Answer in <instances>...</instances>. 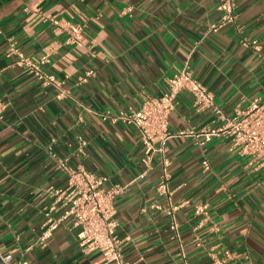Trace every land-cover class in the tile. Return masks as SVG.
I'll use <instances>...</instances> for the list:
<instances>
[{
    "label": "crops",
    "instance_id": "crops-1",
    "mask_svg": "<svg viewBox=\"0 0 264 264\" xmlns=\"http://www.w3.org/2000/svg\"><path fill=\"white\" fill-rule=\"evenodd\" d=\"M218 2L0 0V264L8 254L13 263L105 264L79 249L80 230L69 222L45 247L37 243L46 213L61 212L51 211L49 195L66 185L60 160L120 188L125 264H264V170L231 149L229 137L200 135L224 122L190 93L175 97L164 196L161 156L141 178L138 133L115 118L160 97L181 70L227 118L264 98V0H234L232 23ZM37 61L52 82L31 70Z\"/></svg>",
    "mask_w": 264,
    "mask_h": 264
},
{
    "label": "built area",
    "instance_id": "built-area-1",
    "mask_svg": "<svg viewBox=\"0 0 264 264\" xmlns=\"http://www.w3.org/2000/svg\"><path fill=\"white\" fill-rule=\"evenodd\" d=\"M217 10L223 13L226 22H234L236 16L234 0H219ZM70 33L74 41L81 40L79 25L73 26ZM29 67L39 79H44L46 82L53 81L52 77L44 75L39 70L38 61L29 62ZM92 74V71H88L86 75ZM183 91L193 96L196 106L210 109L219 121L224 122L203 128L200 135L204 141L227 136L230 138L231 149L239 148L243 155L251 158L250 166L255 164L256 169L264 170V98L251 101L245 111L233 118H227L215 105L211 92L196 81L187 70H181L168 80V87L160 97L145 100L137 110L118 111L116 114L117 120L134 126L138 133L145 154L143 160L145 171L141 173V178L151 169L152 158L158 153L163 165L158 192L164 196L169 195L165 148L166 143L174 137L169 130V115L174 109L175 97ZM81 146H83L82 141ZM202 164L205 168L208 167L206 161ZM58 167L65 173L66 185L61 189L50 190L49 195L53 198L51 211L61 212L56 217L46 213L45 225L37 243L45 247L47 240L69 222L72 227H78L80 230L77 243L83 253H98L105 264H125L122 241L117 236L114 208V198L120 188L106 189L105 176L91 173L81 166L71 167L65 160H60ZM3 263L23 264L13 263L10 254L3 257ZM222 263V259H215L212 262V264Z\"/></svg>",
    "mask_w": 264,
    "mask_h": 264
}]
</instances>
